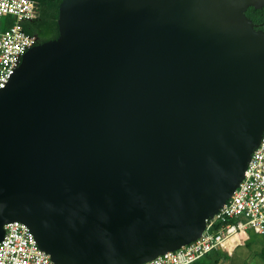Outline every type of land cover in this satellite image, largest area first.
<instances>
[{"label":"water","instance_id":"95a60500","mask_svg":"<svg viewBox=\"0 0 264 264\" xmlns=\"http://www.w3.org/2000/svg\"><path fill=\"white\" fill-rule=\"evenodd\" d=\"M264 0H63L0 89V241L142 264L196 241L264 133Z\"/></svg>","mask_w":264,"mask_h":264},{"label":"built area","instance_id":"2783aa9c","mask_svg":"<svg viewBox=\"0 0 264 264\" xmlns=\"http://www.w3.org/2000/svg\"><path fill=\"white\" fill-rule=\"evenodd\" d=\"M38 16L35 0H0V89L7 86L25 53L39 41L25 31L23 22ZM5 17H10L4 22ZM264 235V133L254 150L244 178L217 214L207 220L196 241L142 264H193L212 251L232 255L249 239L248 230ZM238 237L231 244L229 241ZM0 264H57L40 248L24 223L5 225L0 241Z\"/></svg>","mask_w":264,"mask_h":264},{"label":"trees","instance_id":"16d2710c","mask_svg":"<svg viewBox=\"0 0 264 264\" xmlns=\"http://www.w3.org/2000/svg\"><path fill=\"white\" fill-rule=\"evenodd\" d=\"M38 7V16L33 20L23 22L26 32L36 35L39 42H45L55 39L59 36V9L63 0H35ZM246 14L254 21V23L264 22V7L255 9L250 7ZM10 17H6L9 19ZM238 237H236L237 239ZM231 244V242H229ZM248 242L246 245L249 246ZM258 254L264 259V247ZM223 255L222 251H212L193 264H215Z\"/></svg>","mask_w":264,"mask_h":264},{"label":"rangeland","instance_id":"374dc122","mask_svg":"<svg viewBox=\"0 0 264 264\" xmlns=\"http://www.w3.org/2000/svg\"><path fill=\"white\" fill-rule=\"evenodd\" d=\"M6 17L3 19L6 21ZM249 239L244 245L239 246L235 252L230 255L225 253L215 264H264V259L258 254L264 247V235L257 234L249 229ZM249 243V246L246 244Z\"/></svg>","mask_w":264,"mask_h":264},{"label":"flooded vegetation","instance_id":"af4514ba","mask_svg":"<svg viewBox=\"0 0 264 264\" xmlns=\"http://www.w3.org/2000/svg\"><path fill=\"white\" fill-rule=\"evenodd\" d=\"M256 26H257L258 29L264 30V22L256 23Z\"/></svg>","mask_w":264,"mask_h":264},{"label":"bare ground","instance_id":"6f19581e","mask_svg":"<svg viewBox=\"0 0 264 264\" xmlns=\"http://www.w3.org/2000/svg\"><path fill=\"white\" fill-rule=\"evenodd\" d=\"M236 240V237L232 238L229 242H234Z\"/></svg>","mask_w":264,"mask_h":264}]
</instances>
